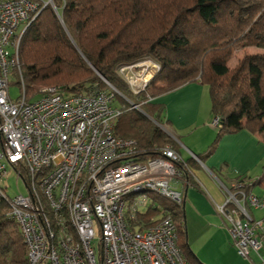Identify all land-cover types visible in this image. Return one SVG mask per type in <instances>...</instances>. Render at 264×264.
<instances>
[{
	"label": "built area",
	"instance_id": "obj_1",
	"mask_svg": "<svg viewBox=\"0 0 264 264\" xmlns=\"http://www.w3.org/2000/svg\"><path fill=\"white\" fill-rule=\"evenodd\" d=\"M40 10L34 0H0V180L12 168L27 188V194L9 197L0 185V196L21 227L29 264H188L172 216L141 230L130 226L153 195L183 203L178 167L185 159L172 146L136 161V141L114 134L121 109L108 90L71 94L49 86L29 100L21 76L22 95L12 98L10 76L15 69L21 73L23 36ZM160 70L158 62L145 59L119 72L139 96ZM125 100L138 109L144 102ZM220 184L226 200L217 212L239 255L249 259L264 246V215L255 220L251 214L252 208L264 209V196Z\"/></svg>",
	"mask_w": 264,
	"mask_h": 264
},
{
	"label": "trees",
	"instance_id": "obj_2",
	"mask_svg": "<svg viewBox=\"0 0 264 264\" xmlns=\"http://www.w3.org/2000/svg\"><path fill=\"white\" fill-rule=\"evenodd\" d=\"M34 1L41 10L23 36L20 54L29 100L48 84L71 94L110 91L121 109L114 134L136 141L132 157L139 162L159 157L166 146L177 151V140L162 128H168L165 105L156 98L193 82L209 88L212 113L219 119L209 153L200 155L204 162L226 134L264 133V0L247 6L245 13L236 0ZM249 47L263 52L246 54L231 69L234 49ZM145 59L158 62L161 70L136 98L119 69ZM125 97L134 103L144 100L142 111L131 108ZM198 167L194 157L180 164L185 186L195 183ZM215 173L224 180L223 170ZM226 187L254 193L255 187L264 189V174H237ZM9 211L0 196V264H29L23 232ZM168 215L178 223L177 245L187 263L204 264L188 240L184 200L179 205L153 195L150 208L130 226L141 230Z\"/></svg>",
	"mask_w": 264,
	"mask_h": 264
},
{
	"label": "crops",
	"instance_id": "obj_3",
	"mask_svg": "<svg viewBox=\"0 0 264 264\" xmlns=\"http://www.w3.org/2000/svg\"><path fill=\"white\" fill-rule=\"evenodd\" d=\"M206 91V86L193 82L156 98L165 105L166 129L182 141L175 138L176 149L185 160L208 154L218 134L211 122L214 117L211 105L207 102L203 105ZM204 163L195 170V183L179 186L184 195L188 239L193 251L206 264H264V246L252 252L249 259L239 255L225 221L217 212V205L226 200L220 182L227 186L237 174L252 177L264 174V135L248 130L226 134ZM215 170L224 171V180ZM251 214L258 220L264 210L252 208Z\"/></svg>",
	"mask_w": 264,
	"mask_h": 264
},
{
	"label": "rangeland",
	"instance_id": "obj_4",
	"mask_svg": "<svg viewBox=\"0 0 264 264\" xmlns=\"http://www.w3.org/2000/svg\"><path fill=\"white\" fill-rule=\"evenodd\" d=\"M236 1H237L238 5L241 7V9L243 10L244 13L246 12L245 9H246L247 6H250L252 4H256V3L259 2V0H236ZM23 26H24V23L21 24L20 28H22ZM262 52L263 51L261 49L256 48V47H249V48H244V49H234L233 54H232L231 58L228 61V65L232 69L239 63V61L246 54H259V53H262ZM20 54H21V47H20V53H19V56H18V68L22 69V61H21ZM21 76H22V72L20 73L19 70H17L16 74H14L12 72V74L10 76V94H11L13 99H17V98H19L22 95V90H21L20 85H19V83L21 81ZM49 86H52V85L51 84L44 85V86L40 87L39 90H42L43 88L49 87ZM135 97L138 98L136 95H135ZM135 101H136V99H135ZM205 102H207L208 105H211V97H210V93H209V88L208 87H207V91L205 92L203 105L205 104ZM114 104H120V101L116 99ZM136 109H138V108H136ZM138 110L142 111L141 108L138 109ZM213 119H214V117H213ZM213 119H211L212 123H213ZM163 122H164V124L168 125L167 123H165V121H163ZM215 128L219 129L218 126H215ZM168 134H170V136H172V134L170 132ZM263 135H264V133H263ZM175 138L178 139V141L180 140V143L182 142L180 137L177 134L175 135ZM201 155H203V154L201 153ZM197 156L200 159V161H198V162L202 166L205 165L204 160H203L204 156L203 157H201L200 155H197ZM191 157H193V156H191ZM262 175H263V173H262ZM254 178H258V176H255ZM0 185L2 187H8V189L6 190V193L10 197H15L16 195L21 194V193L22 194H27V188H26V184H25V181H24L23 177L19 176L18 173L12 168L9 170V173L6 176H4V178L2 180H0ZM253 192H254V194L255 193L256 194L257 193L258 194H262V193H264V189H262L260 187H255ZM150 206H151V200L148 201L147 203H145L144 205H142V207L140 208L141 209L140 211L141 212H145L147 209L150 208ZM260 219H258V220H260ZM203 263L206 264L205 262H203Z\"/></svg>",
	"mask_w": 264,
	"mask_h": 264
}]
</instances>
